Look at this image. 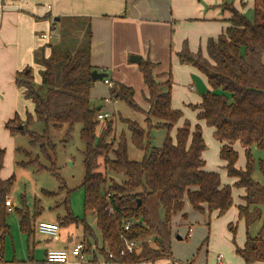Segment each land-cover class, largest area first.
I'll return each mask as SVG.
<instances>
[{"label":"trees","instance_id":"trees-1","mask_svg":"<svg viewBox=\"0 0 264 264\" xmlns=\"http://www.w3.org/2000/svg\"><path fill=\"white\" fill-rule=\"evenodd\" d=\"M223 6L232 13L229 26L218 37L208 39L206 53L202 48L192 51L185 41L177 57L182 64L194 67L206 78L209 87L201 95L202 101L190 107L198 110L197 119L212 127L214 135L223 143L220 158L226 162L227 175L235 179L234 184L223 183L219 172L204 169L203 152L207 143L202 125L193 126L189 119L182 126L178 125L184 112L172 105L173 75L170 71L169 79L158 81L155 74L158 64L149 58L139 62L149 91L148 110L136 102L133 87L114 82L110 89L112 99L123 100L145 114L146 126L131 118L122 119L126 129L116 136L114 116L97 119L101 106H94L90 98L96 82L92 71L97 69L91 62L93 29L90 18L50 17L51 30L58 37H55L56 42L50 38L35 52V63L41 67L39 83L35 81L31 66L16 73V84L24 90L33 108L26 111L25 119L16 113L5 123L12 135L18 132L29 135L31 143L41 145L50 160L46 149L51 143L48 134L33 132L26 128V123L36 118L47 126L67 123L69 129L76 123L82 124L84 209L85 214L90 213L95 218L98 231L86 217L74 214L70 191L58 205L63 206L64 214L58 215L57 222L60 227L82 225L81 241L87 254H99L108 262L122 264L173 257V218L181 212L186 218V200L198 212L210 215L217 212L222 216L234 205L235 186L245 190L242 197L245 203L238 205V211L239 220L245 222L247 229L246 241L241 247L236 241L239 221L228 224L236 253L245 264L264 262V218L259 232L250 233V227L264 214V182L253 177L257 168L264 176V160H257L252 152L253 146L264 149V0H256L253 20L232 2H224ZM154 128L166 132L161 146L152 145L150 135ZM174 130L175 135H172ZM130 141L145 152L142 159L130 158ZM236 141L246 146V165L242 168L237 166L239 152L232 145ZM4 161L5 150L0 149L1 261L7 237L11 235L10 212L17 211L20 229L28 237L36 231L35 214L31 215L26 207L14 206L10 210L6 204L15 175L1 177ZM37 161H23L22 165L34 162L38 169L46 168ZM119 175L123 180L117 179ZM50 194L55 195V192ZM128 223L131 225L126 230ZM122 235L136 241L138 250L121 254ZM109 252H113L114 258H109Z\"/></svg>","mask_w":264,"mask_h":264},{"label":"crops","instance_id":"crops-1","mask_svg":"<svg viewBox=\"0 0 264 264\" xmlns=\"http://www.w3.org/2000/svg\"><path fill=\"white\" fill-rule=\"evenodd\" d=\"M224 2H232L243 13L247 9L256 6V0H0V128L2 126L5 128V123L13 118L16 113L23 118L25 117L24 112L30 110L27 108L24 111L25 102L31 105L32 110L31 101L26 99L24 90L16 84V73L27 66H34L35 52L47 41H50V38L56 39L57 34L51 30V23L53 18L61 16L90 18L93 29L92 64L98 71L107 72V77L113 83L121 82L133 87L134 90L136 88L142 89L143 93H146L147 103L146 106H143L144 110H148L150 106L148 101L149 91L139 68L141 60L137 62L130 59L134 55L139 56L140 59L149 58L158 64L155 72L160 82L166 81L171 71L173 75L172 105L174 108L186 109V107L183 108L186 102L177 101L180 98L189 101L196 100V104L200 103L202 94L198 98L195 93L191 92L196 88L195 81L192 78L193 75L197 74L208 86L206 78L197 69H193L188 64H182L177 57V52L181 50L183 43L188 41L192 51L197 52L202 48L206 53L208 39L218 37L229 26L228 19L232 13L223 6ZM45 16L48 17L45 18ZM44 33L48 34V38L42 36ZM165 73L167 75L163 78ZM179 82L186 83L184 87L190 85L187 90H184L185 97H181L178 93ZM100 83L102 82L99 80L95 82L90 98L97 96L95 88ZM110 89L111 85L108 86V93L101 95L103 101L109 98L111 100L108 102L114 101ZM188 103L192 104L194 102ZM101 110L110 109L101 106ZM192 111L196 115L195 119H189L192 125L195 126V124L200 123L203 129L206 122L197 119L198 110ZM186 119L188 118L184 112V117L178 125L182 126ZM210 130L214 134L212 127ZM203 135L206 141L205 129ZM215 143L219 163L223 170L211 165H207L208 168L205 166L204 169L227 174L226 162L220 158L223 143L220 140H216ZM233 146L238 151L236 144ZM245 150L246 148L244 152ZM207 152V149L203 152V158H206ZM206 162L208 163V160ZM245 165L246 159L243 166L237 164L240 168L245 167ZM222 180L223 183L229 184L235 182L233 178H231L233 182H228L223 178ZM239 192H241L240 197L238 199L234 197V205L227 212L225 218L227 221L230 220L227 224L237 222V220H231L232 215L237 213L239 229L243 227L245 232V238L237 243L243 247L246 241L247 229L245 222L239 220L238 205L245 203L242 198L245 195V190L240 188ZM14 206H16L15 203ZM186 209L188 210V212H185L184 209L187 215L186 218L183 217V212L177 214L182 217L178 221L181 226L190 222L188 214L194 212L190 202ZM213 214L218 217L217 212ZM208 215L210 226L211 215L209 213ZM175 217L173 218V257L137 264H245L244 259L236 253L233 234L228 225L223 230L219 229L218 232L213 229V235L211 234V228L196 231L189 225L184 231H179V227L174 226ZM69 227H61L59 237L41 233L37 229V224L35 234L32 237H28L26 233L22 232L20 225L19 229L17 226L14 230L11 228V235L6 240L4 260H0V264H122L105 261L103 256L94 255L93 253L87 254L85 261L79 262L72 257V260L67 263L48 262L46 259L48 250L70 249L73 244L82 240L83 233L80 237H75ZM17 234L21 240L19 247ZM38 234L44 236L47 241L41 243L42 239H39ZM179 235L181 239L178 237ZM210 237L212 238L209 243ZM184 238L190 239L188 244L183 243V241L180 243L179 240H184ZM175 239L178 240L175 241ZM204 241H207L208 250L198 252V255L194 256L197 249L205 246V244H201ZM199 244L202 246H199ZM213 247L222 249V251H218L217 254L207 253L209 248L213 249ZM220 254H223V258L219 260L218 256ZM212 255L213 257H210ZM256 264H264V262L261 261Z\"/></svg>","mask_w":264,"mask_h":264},{"label":"rangeland","instance_id":"rangeland-1","mask_svg":"<svg viewBox=\"0 0 264 264\" xmlns=\"http://www.w3.org/2000/svg\"><path fill=\"white\" fill-rule=\"evenodd\" d=\"M249 19L253 20L254 18V8H249L244 13ZM56 37V36H55ZM53 42H56V39H52ZM32 67V72L35 77V81L39 83L41 76H40V70L41 67L35 63ZM192 67V66H191ZM195 69L194 67H192ZM156 74V72H155ZM167 75V73L164 74L163 78ZM161 76V75H160ZM192 78V76H191ZM169 79V77L167 78ZM193 79V78H192ZM100 84H98L95 88V92L97 94L96 97L91 98V102L94 106H102V108L110 109V111L113 113V120L115 122L114 131L115 135L119 136L120 133L123 131V129H126L125 123L122 122V119L131 118L134 120H137L139 123H142L144 126L145 124V114L137 111L133 108H131L125 101L123 100H114L111 102H108L106 100H102L101 95H104L105 93H108V84L104 83V81L99 80ZM193 81V80H192ZM113 82V81H112ZM179 95L181 97L184 96V90H187L190 85H186V83L179 82ZM136 95L135 100L136 102L144 109L143 106H146V93H143V90L140 88H136ZM190 90V89H189ZM192 93H195V96L198 98L200 97V93L198 92L197 88L191 91ZM184 101L186 102L183 105V108L186 107L184 110L185 115L188 119L193 120L195 119V113L192 111L193 109L190 107V104L188 102H194L192 104H196V100L189 101L187 99H177V101ZM176 101V102H177ZM31 110V105L28 102H25L24 104V111L26 109ZM146 109V108H145ZM26 115V111L24 112ZM24 115V116H25ZM22 117V116H21ZM23 118V117H22ZM25 119V117L23 118ZM205 134H206V141H207V154H206V161L208 160V163L205 165H211L216 166L219 170H223V167L219 163V156L217 152V146L215 141L219 140L214 134L211 133L210 126L205 123ZM81 123H76L72 129H69V126L67 123H63L60 126H53L49 125L47 126L46 123L42 120H38L34 118L30 122L26 123V128L29 130L36 132L40 135L47 133L49 136V139L51 141L50 144L46 146L47 153L51 157L49 160L48 157L45 155V153L42 150L41 145H33L31 143L30 136L27 134H24L22 132H18L15 135H12L10 131L6 128H3V126L0 128V149L5 150V161H4V167L1 171V177L2 178H9L12 175H15V181L11 189V197L13 203H15L16 206H19L20 208L26 207L31 215L35 214L36 217V224L38 226L39 222L41 221H52L55 222L58 219L59 214H64V208L63 206H58L66 197L67 192L70 191V205L71 209L74 212L75 215L83 218L86 217L87 221L97 230L96 228V221L95 218L90 214H85L84 209V197L85 192L84 189L81 187V183L84 179L85 175V166H84V151H85V142L81 137ZM20 128H22L20 126ZM5 129V130H4ZM175 131V130H174ZM174 131H172V135H174ZM166 132L161 129H152L151 130V142L154 146H161L164 138H165ZM51 144L53 146L51 147ZM239 151V158L237 164L244 165L245 164V152L244 149L246 146L239 143L238 141L233 142L232 145H235ZM244 148V149H243ZM252 152L255 156V158L263 159L264 160V149L258 148L257 146L252 147ZM144 151L141 149H138L135 147V145L132 143V141L129 142V155L131 159H142L144 157ZM37 159V164L43 165L42 169H38L37 165L32 162L27 165H22V162H29L31 160ZM101 163V169H104V163L103 158L100 159ZM55 169V171L51 169ZM208 168V167H207ZM221 176L223 179L227 180L228 182H233L231 178L224 172L221 173ZM253 177L260 181L264 182V176L263 173L260 171L259 168H257L253 174ZM119 180H123V176L119 175L117 177ZM64 187V188H63ZM238 187H233L234 190V197L238 199L240 197L241 192H239ZM49 192H55V195H48ZM9 196V198H11ZM189 202L186 200L185 205V212H188L186 209ZM39 209V211H38ZM191 209V208H190ZM38 211V212H37ZM189 212L188 219H190L187 225H179L178 221L182 219L181 215H175L174 219V226L179 227L178 230H185V228L189 225L193 228V230L199 231L200 229L203 230H211V234L213 235V232L215 229L216 232L219 231V229L223 230L227 227V223L230 220H226V214L222 216H216L213 213L211 214V223L209 226V215L208 213H201L198 211ZM18 214L17 211L10 212L8 215V223L11 225V228L14 230L18 225ZM264 218V214L262 219L256 221L251 227H250V233L252 235H256L262 225V220ZM232 221L237 220V213H234L231 217ZM69 229L71 230V233L73 231V235L75 237H80L83 233V228L81 224H72L69 225ZM181 226V227H180ZM98 231V230H97ZM195 231V232H196ZM13 235L15 236L14 232L12 231ZM179 233V232H178ZM181 233V232H180ZM182 234V233H181ZM244 228H240L237 226V233H236V241L239 242V240H243L245 238L244 236ZM39 239L41 240V243H45L47 240L44 239V236H41L38 234ZM211 238L209 239V243L211 242ZM18 239V247L21 244V240L19 239V235L17 234ZM178 239H175V241ZM180 243L183 241V243H189V238H184V240H179ZM207 241L201 243L202 245L205 244L203 248H199L195 251L194 256H197L198 252H203L208 250ZM99 244H101V238L99 236ZM99 244L98 247H101ZM199 244V246H202ZM10 247V246H9ZM222 251V249H217V247L209 248V251L207 253L209 254H217L218 251ZM206 254V253H204ZM210 257H213L210 256Z\"/></svg>","mask_w":264,"mask_h":264},{"label":"built area","instance_id":"built-area-1","mask_svg":"<svg viewBox=\"0 0 264 264\" xmlns=\"http://www.w3.org/2000/svg\"><path fill=\"white\" fill-rule=\"evenodd\" d=\"M57 34V33H55ZM44 38H48V34L44 33L42 35ZM58 37V35L56 36ZM105 83L108 85H111L113 82L110 78L105 77ZM111 99H107L106 101H110ZM113 116V113L110 110H101L97 114V119L104 120L111 118ZM6 204L9 206L10 210L13 209L14 203L11 198H7ZM131 223H128L125 225V229L128 230L130 228ZM60 225L58 222H52V221H41L39 222L37 229L44 234L51 235L54 237L60 236ZM122 239L124 241L123 247L121 249V254L131 253L136 250H138L139 246L136 241H132L127 239L122 235ZM72 257L76 261H85L87 258V252L85 251V245L82 241H78L75 244L71 246L70 249L64 248V249H51L48 250L46 253V259L48 262L53 263H67L72 260ZM109 258H114L113 252H109ZM223 254H220L218 256V259H222ZM105 260V258H104ZM108 260V259H107ZM105 260V261H107Z\"/></svg>","mask_w":264,"mask_h":264},{"label":"water","instance_id":"water-1","mask_svg":"<svg viewBox=\"0 0 264 264\" xmlns=\"http://www.w3.org/2000/svg\"><path fill=\"white\" fill-rule=\"evenodd\" d=\"M130 59L132 61H137V62H139L141 60L139 56H135V55L131 56ZM107 76H108L107 72H100V71H98V69H95L92 71V77L95 81L102 80ZM193 79L195 81V86H196V88L200 94H203L208 90V86L206 85L204 80L199 75H197V74L193 75ZM178 237L181 239L180 235Z\"/></svg>","mask_w":264,"mask_h":264}]
</instances>
